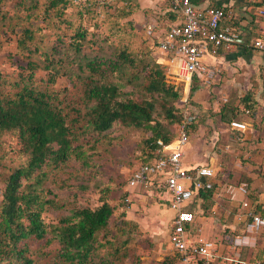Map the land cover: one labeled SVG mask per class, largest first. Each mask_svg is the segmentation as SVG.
I'll use <instances>...</instances> for the list:
<instances>
[{
    "label": "rangeland",
    "instance_id": "1",
    "mask_svg": "<svg viewBox=\"0 0 264 264\" xmlns=\"http://www.w3.org/2000/svg\"><path fill=\"white\" fill-rule=\"evenodd\" d=\"M48 1L0 0V76L4 80L13 82L21 73L12 59L23 60L27 55L26 52L21 55L17 49V40L23 36V29H30L33 34V41L29 46L32 51L31 59L42 62L45 55H48L53 61H63L59 75L48 89L57 94L63 105L81 109L82 112L85 109L82 103L83 87L72 76L75 66L68 65V61L72 59L69 45L75 29L87 31V39L92 44L85 49V52L90 56H97L100 60L112 58V55L124 46L133 53L141 48H147L154 59L164 56L156 49V44L168 28V24L173 21L162 15L156 18L152 10H147L145 14L158 22L152 35L147 36L144 27L147 23L137 21L134 13L130 16L124 15L128 9L134 12L140 10L137 0H131L129 6L124 0H69V5L62 15L50 10L45 14ZM163 5L164 9L168 8L167 4ZM2 14H5L3 20ZM215 69V76L208 83L204 79L197 83L200 90L199 98L194 94L188 100L198 103L196 105H201L202 109L207 111L205 114H198L199 126L191 132L190 137H195L203 149L207 150L208 158L211 156L216 158L218 166L216 180L221 184L237 187L245 184L244 179L252 175L262 187L264 182L263 110H257V114L253 115L240 104V98L245 92L257 93L259 82L247 66L234 68L232 71L219 70L217 67ZM69 72L72 78H69ZM132 74L131 70L122 72L118 70L110 78L119 81L128 89L131 87L129 82L135 80ZM47 78L46 71H37L34 74L36 85L42 89L47 87ZM168 81L172 84L176 82L174 79ZM178 91L180 103L186 94V89L179 84ZM221 108L226 109V114L222 117L218 114ZM233 118H239L248 124L247 132L255 133L257 138L249 137L243 142L230 141L226 129ZM143 139L142 131L127 129L121 125H116L107 135L94 141L91 136H84L79 140L81 144L93 142L95 145L96 153H93L92 159L95 166L84 168L78 161L72 160L60 170L48 173L45 187L51 193L48 197L52 198V195H56L57 199L66 204L68 210L78 205L96 207L99 204V190L104 187L110 188L111 204L119 207L118 212L124 211V219L134 222L137 227L127 229L131 231L126 234H121L117 227H112L109 234L114 241L107 245L108 249L99 250V255H104L112 247L111 249L116 248L117 252L121 253L119 264H179V255L167 240V205L164 202L168 197L167 192L156 187L157 179L153 186L148 188H128L125 184V180L145 156ZM18 149L14 138L9 135L3 137L0 142V155L5 157L3 164L18 165L20 163ZM3 164L1 163L0 166ZM3 171L0 167V175L5 174ZM216 186L215 194H218L219 187L217 184ZM246 188L249 193L247 185ZM123 193L126 194L124 206H122V198L120 199ZM261 199L262 197L259 201ZM236 210L232 208L230 200L221 196L213 198L211 206L201 208L197 215L198 227L202 228V231H195L196 234L203 239L221 238L220 249L225 258L222 264H238L237 252L239 260L243 262L260 264L263 261L264 263L263 234L254 236L253 247L244 246L233 250L228 244L229 240L233 241L246 235L238 223L241 214H238L240 213L238 208ZM63 214L65 215V211L46 212L45 222L54 224ZM28 246L31 255L35 258L34 264H53L50 256L55 254V244H45V240H30ZM98 257H95V263L99 262Z\"/></svg>",
    "mask_w": 264,
    "mask_h": 264
},
{
    "label": "trees",
    "instance_id": "2",
    "mask_svg": "<svg viewBox=\"0 0 264 264\" xmlns=\"http://www.w3.org/2000/svg\"><path fill=\"white\" fill-rule=\"evenodd\" d=\"M124 1L129 6L131 0ZM47 5L45 14L50 10L62 15L69 0H49ZM133 13L128 9L124 15ZM4 18L5 14H2L1 19ZM251 33L254 31L251 30ZM31 41L32 31L23 29V36L17 40V49L21 55L24 52L27 55L23 60L12 59L21 71L18 78L9 82L0 76V142L7 135L14 138L20 157L18 165L7 166L3 164L4 155H0V164H3L0 167L5 172L0 175V264H34L35 258L28 246L30 240H45V244L56 245L55 254L50 256L53 264H119L121 253L116 248L110 247L104 255H99L98 251L108 249L107 245L114 241L109 234L112 227L126 234L131 231L127 229L137 225L124 219L125 212H118L119 207L111 204L110 188L99 190L96 207L78 205L68 210L56 195L48 197L51 193L45 187V181L48 173L60 170L72 160L78 161L84 168L94 167L95 145L93 142L83 145L79 140L91 136L94 141L107 135L116 125L144 133L142 147L145 156L138 167L163 157L164 147L179 135L185 109L181 101L179 103L178 85L182 83L167 74V62L173 55L154 59L147 48L133 53L124 46L112 58L100 60L85 52L92 44L87 39V31L75 29L69 45L72 59L68 65L75 66L72 76L83 87L85 109L82 112L81 109L63 105L57 94L48 89L59 75L63 61H53L48 55L42 62L31 59ZM221 50L218 48L217 52ZM118 70L133 72L135 80L129 82L131 87L128 89L110 78ZM37 71L48 72L45 89L35 83L34 74ZM69 78H72L70 72ZM169 79L176 82L172 84ZM194 83L189 89L188 100L198 90L197 83ZM255 95L247 91L240 98V104L253 115L257 114L259 107ZM188 104L190 114H193V107L200 109L191 101ZM197 119L194 118L187 126L189 135L199 126L200 119ZM244 180L249 193L247 206L241 211L238 223L242 232L246 233L250 221L248 213L264 216V203L259 201L260 197L264 198V182L262 187L250 190L251 181ZM216 187L214 184L209 190H199L186 210L196 216L201 208L211 206ZM121 198L124 206L126 194L123 193ZM240 207L238 205L233 209ZM51 211H65V215H61L56 223L47 224L44 214ZM232 242L229 240L228 244L232 245ZM97 256L99 262L95 263ZM261 263L264 264L263 261Z\"/></svg>",
    "mask_w": 264,
    "mask_h": 264
},
{
    "label": "built area",
    "instance_id": "3",
    "mask_svg": "<svg viewBox=\"0 0 264 264\" xmlns=\"http://www.w3.org/2000/svg\"><path fill=\"white\" fill-rule=\"evenodd\" d=\"M168 1L180 20L164 31L158 39L156 49L164 56L173 55L167 62V74L182 83L187 90L181 99L185 107L182 113L183 121L178 137L164 147L165 155L133 170L128 177L127 187L135 188L159 177L169 192L170 209L174 212L168 241L171 248L179 255L180 263L213 264L219 257L220 243L198 236L193 237L187 229L193 223L194 215L186 208L194 201L199 190L212 188L215 177L214 169L209 166H200L187 171L181 161L183 148L189 140L187 126L194 120L193 114L189 113L191 107L188 104V91L195 80L204 79L208 83L215 76V67L206 64L203 60L209 47L229 51L239 43L241 36L232 27L220 26V21L226 17V12L221 8L209 7L205 10V16H201L191 0ZM259 16L264 20V8L260 9ZM145 29L146 35L151 36L154 27L148 25ZM247 47L264 53V38L252 39ZM261 79L264 92V72ZM229 127L240 132L247 129L245 123L235 120L230 121ZM237 190L245 197L248 194L245 184L238 185ZM246 206L245 199L241 203V209H245ZM248 217L250 221L246 226V235L233 240L231 245L233 250L244 246H255L254 236L264 231V216L250 212ZM236 258L238 264H259L239 260L238 252Z\"/></svg>",
    "mask_w": 264,
    "mask_h": 264
},
{
    "label": "crops",
    "instance_id": "4",
    "mask_svg": "<svg viewBox=\"0 0 264 264\" xmlns=\"http://www.w3.org/2000/svg\"><path fill=\"white\" fill-rule=\"evenodd\" d=\"M137 1L140 10L134 12V18L141 23L144 24L147 23V25H144V27L151 25L155 29L158 25V22L156 20H154L153 18H149L148 15L145 14L147 10H152L156 18L159 17V15H162L172 19L173 22L168 24V28L178 23L180 20L178 14L175 13L171 8L170 2L168 0H137ZM191 2L196 7L199 15L201 16H205V10L209 7L221 8L226 12V17L220 21V26L232 27L240 34L241 38L239 40V43L236 44L232 49H230L229 51L221 50V52L219 53L217 52V49L210 46L208 49V53L205 55L203 60L206 64L214 66L215 68L217 67L219 70L225 69L232 71L234 68H239V67L242 68L243 66H247L250 69L251 73L257 77V80L259 82V88L255 95V99L259 103L258 111L262 109L263 117H264V92H263V84L261 79L262 73L264 72V53L256 51L250 47H247L249 41H251L252 39L261 38V37L264 38V20L259 16L260 9L264 8V0H191ZM163 4H167L168 8L164 9ZM146 8H151V9H146ZM251 30L252 32L254 31V33H251ZM252 34H254L255 36H252ZM250 37L253 38L249 39ZM170 70L171 72L173 71L172 68ZM199 82L200 81L195 80V83H199ZM194 94L197 95V98H199L198 94H200V90H197ZM198 106H200V109H196L194 107L192 108L194 118L196 117L198 118L199 113L201 114L207 113L206 109L205 110L202 109L201 105ZM225 111H226L225 108H221L219 109L218 114H220L222 117V115L226 114ZM234 120L245 123L239 118L231 119V121ZM229 123L227 124L226 130L228 132L230 141L243 142L244 139H248L249 137L257 138V135H255V133L252 134L250 132L249 133L247 132L249 130L248 124L245 123L247 125V129L244 132H240L231 129L229 127ZM262 131L263 130H261V133ZM190 135L187 144L183 148V157L181 159L183 167L187 171L194 170L195 168L200 166H209L213 168L215 171V177L213 182L214 184H217L219 187V192L218 194H214V198L221 196L230 200V204L232 205V208L233 207L236 208L238 205H241V203L245 199H247V196L245 197L241 193H239L236 186H233L231 184L230 185L221 184L219 181L216 180L217 170H218V166L216 164V158L213 156L208 158L207 150L203 149V147L198 143L195 137L191 138ZM191 139L193 140L191 141ZM247 177L251 181L249 184L250 190H256L258 189V187L261 186V183L260 182L258 183V181L254 176L248 175ZM155 180L158 181L156 187L166 191L168 194L167 199L164 201L167 205L166 215L168 218L167 219L168 220L167 240H168L169 232L173 224L174 212L170 209L169 192L163 186L161 179L157 177L152 181L148 182L147 184L139 185L135 188L139 189V188L151 187L153 186ZM192 203L193 202H191L189 206L192 205ZM260 203H264V198L261 199ZM241 211H242L241 207L240 209L238 208V212H240L238 214H241ZM197 217H198L197 215L194 216L193 223L187 227L189 233L193 237L199 236L198 234H196L195 231H199V232L202 231V228L199 229L198 227L199 221L197 220ZM240 217L241 216H239V218ZM262 233H264V231ZM214 241L220 243L221 238H218L217 240ZM223 260H225V258L223 257L220 249L219 257L214 261L213 264H222ZM216 261L218 262L215 263Z\"/></svg>",
    "mask_w": 264,
    "mask_h": 264
},
{
    "label": "water",
    "instance_id": "5",
    "mask_svg": "<svg viewBox=\"0 0 264 264\" xmlns=\"http://www.w3.org/2000/svg\"><path fill=\"white\" fill-rule=\"evenodd\" d=\"M201 181H203V179H201Z\"/></svg>",
    "mask_w": 264,
    "mask_h": 264
}]
</instances>
